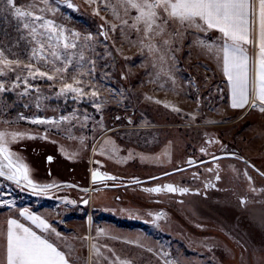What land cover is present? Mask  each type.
Wrapping results in <instances>:
<instances>
[{
	"label": "rangeland",
	"instance_id": "1",
	"mask_svg": "<svg viewBox=\"0 0 264 264\" xmlns=\"http://www.w3.org/2000/svg\"><path fill=\"white\" fill-rule=\"evenodd\" d=\"M108 2L71 0L69 9L49 0L57 10L44 13L81 42L92 37L85 54L93 63L76 70L90 72L79 77L81 95H57L71 70L51 81L29 77L27 91L16 80L26 70L0 75L9 89L0 93V132L20 134L6 135V147L35 184L54 185L36 194L0 177V215L42 213L55 229L47 237L76 264H264V178L241 161L264 174L262 106L228 105L219 61L196 43L218 42L216 33L143 40ZM22 35L0 17V50L23 65L31 47ZM212 150L236 158L203 162ZM96 169L115 177L101 183L109 187L92 183ZM155 184L163 189L145 191Z\"/></svg>",
	"mask_w": 264,
	"mask_h": 264
},
{
	"label": "snow or ice",
	"instance_id": "2",
	"mask_svg": "<svg viewBox=\"0 0 264 264\" xmlns=\"http://www.w3.org/2000/svg\"><path fill=\"white\" fill-rule=\"evenodd\" d=\"M56 2L64 3L69 9L74 7L71 0ZM38 4H43L44 7H38ZM106 7L111 9L112 15L123 25L142 33L143 40L155 41L166 35L183 38L189 30L205 34L210 31L218 32V42L207 43L197 38L196 43L208 53L214 54L222 63L223 75L231 91V107L242 108L250 99L253 107L257 101L264 105V0H115L114 3L109 0ZM56 10L49 4V0H29L24 4H18L17 0H0V17L8 16L16 21L17 31L27 34L26 37L22 35L21 39H28L31 47L30 62L23 65L19 60L9 59L0 50V75H4L5 70L13 71L15 68L26 70L28 76H17L16 80H23L27 91L31 87L29 77L51 81L66 76L71 70L72 82H64L57 95L74 93L79 96L83 92V88L79 87L82 83L79 77L90 72L76 70L86 69L87 64L93 63L85 54L89 48L86 42L92 37L86 36L83 38L85 42H81L79 33L66 34L63 27L44 15L46 11L54 13ZM124 17H130L133 22L129 25ZM112 27L115 29L116 25ZM101 35L106 33L102 32ZM163 42L167 45L169 40L164 39ZM250 44L258 48L254 60L249 57L245 47ZM148 47L151 50L155 45L150 43ZM42 67H47L50 71H42ZM13 87L19 85L14 83ZM8 90L0 82V93ZM91 95L96 96V92L93 91ZM259 110L264 112V107ZM67 119L69 118L61 117V120ZM31 122L53 123L51 120ZM6 135L15 139L20 134L0 132V177L17 185L31 187L37 193L53 187L54 185H37L30 179L28 167L6 147ZM188 163L191 164L192 161ZM92 177L94 182L98 177L114 179L111 176H100L97 172H93ZM164 187L167 191H177L171 185ZM145 191L159 192L161 189L151 188ZM19 214L31 221L42 233L55 232L44 219L31 214L27 209L21 210ZM56 236L59 237V233ZM70 254L71 251L65 253L50 242V236L46 238L37 234L17 219H8L6 233L0 232V264H74L68 259Z\"/></svg>",
	"mask_w": 264,
	"mask_h": 264
},
{
	"label": "crops",
	"instance_id": "3",
	"mask_svg": "<svg viewBox=\"0 0 264 264\" xmlns=\"http://www.w3.org/2000/svg\"><path fill=\"white\" fill-rule=\"evenodd\" d=\"M212 32L216 33L218 36L220 35L218 32H215V31H212ZM253 39H255V35L253 36ZM245 47L247 48V54L249 55V57L252 58V59L254 60L255 57H256V54H257V52H258V48L255 47V46L252 45V44H250V45H246ZM219 72H220V74H221V76H222V78H223V80H224V82H225L226 90H227V102H228V105L231 107V91H230V88H229V85H228V81H227V79L225 78V76L223 75V71H222V63H221L220 61H219ZM251 103H252V101H251V99H250L249 103L246 104V105H245L244 107H242V108H235V109L232 108V107H231V108H232L233 110H241V109H244V108L248 107ZM256 104H258V105L264 107V105L259 104L258 101L256 102ZM22 210H24V209H22ZM27 210H28V209H27ZM20 211H21V210L18 211L17 215H7V214L0 215V232L6 233V230H7V220H8V219H17L20 223H23L25 226L30 227L33 231H36L37 234L44 235L46 238H48V237H47L48 232H43V233H42L40 229L36 228V226L33 225V224L31 223V221L25 219L24 217H21L20 214H19ZM28 211H29L31 214H33V215L40 216L42 219H44V220L49 224L48 220H46V219L43 217V214H42V213L39 214L38 212H34V211H31V210H28ZM4 213H5V212H4ZM49 226H50V224H49ZM50 242H53V241L50 240ZM53 243H54V242H53ZM54 244H55V243H54ZM55 245H56V244H55ZM56 246H57V245H56ZM57 247H58V246H57ZM58 248H59V247H58ZM68 259H69V258H68ZM69 260H70V259H69ZM70 261H72V260H70ZM73 262H74V261H73ZM74 264H76V263L74 262Z\"/></svg>",
	"mask_w": 264,
	"mask_h": 264
},
{
	"label": "water",
	"instance_id": "4",
	"mask_svg": "<svg viewBox=\"0 0 264 264\" xmlns=\"http://www.w3.org/2000/svg\"><path fill=\"white\" fill-rule=\"evenodd\" d=\"M226 157H234V158H236V156L235 155H233V154H231V155H224V154H219V155H215V156H213V157H210V158H208L207 160H205V161H203V162H212V161H217V160H220V159H224V158H226ZM190 160H193L192 158H190L189 159V161ZM241 161H243L245 164H247L248 166H250L252 169H254L258 174H260L263 178H264V174L258 169V168H256L253 164H251L248 160H246V159H242L241 158ZM191 165H193L192 163L191 164H189L188 166H186V167H184V168H182V169H179V170H177V171H181V170H184V169H187V168H189ZM93 172H97V173H99L100 174V176H111V177H113V178H115L114 176H112V175H110V174H108V173H104V172H99L98 171V169H96V170H93L92 172H91V181H92V183H94V184H101V183H106V182H108V181H113L114 179H100L99 177L96 179V181L94 182L93 181V177H92V173ZM1 178H3V177H1ZM6 180V179H5ZM149 180H152V179H148L147 181H149ZM8 181V180H7ZM142 181V180H141ZM144 181H146V180H144ZM9 182H11V183H14V182H12V181H9ZM15 184V183H14ZM17 185V184H16ZM18 186H20V187H23V188H25V189H27V190H29L30 192H34L33 190H32V188L31 187H28V186H25L24 184H21V185H18ZM104 187H109V186H104ZM86 191H89V190H86ZM34 193H36V194H45V193H48V190H46L45 192H41V193H37V192H34Z\"/></svg>",
	"mask_w": 264,
	"mask_h": 264
},
{
	"label": "built area",
	"instance_id": "5",
	"mask_svg": "<svg viewBox=\"0 0 264 264\" xmlns=\"http://www.w3.org/2000/svg\"><path fill=\"white\" fill-rule=\"evenodd\" d=\"M206 150H207V149L205 148L204 152H206ZM209 153H210V155H211L210 157L215 156V151L212 150V151H209ZM210 163L216 165L217 161H212V162H210ZM165 185H167V184H165ZM172 187L175 188L174 186H172ZM146 188H147V189H149V188H150V189H151V188H160L161 190L163 189L162 186H161V185H158V184H155V185H152V186H147ZM164 189H165V187H164ZM171 192H173V191H171ZM175 192H179L178 189H177V191H174L173 193H175ZM153 193H156V192H153ZM156 194H157V193H156Z\"/></svg>",
	"mask_w": 264,
	"mask_h": 264
},
{
	"label": "flooded vegetation",
	"instance_id": "6",
	"mask_svg": "<svg viewBox=\"0 0 264 264\" xmlns=\"http://www.w3.org/2000/svg\"><path fill=\"white\" fill-rule=\"evenodd\" d=\"M98 171H99V172H103V171L100 170V169H98ZM108 182H109V181H108ZM104 186H106V185L99 184L98 188H101V187H104ZM107 186H109V185H107ZM116 186H117V185H116ZM116 186H115V187H116Z\"/></svg>",
	"mask_w": 264,
	"mask_h": 264
}]
</instances>
